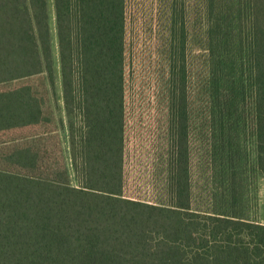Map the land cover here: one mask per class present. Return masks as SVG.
Instances as JSON below:
<instances>
[{
  "label": "trees",
  "instance_id": "obj_1",
  "mask_svg": "<svg viewBox=\"0 0 264 264\" xmlns=\"http://www.w3.org/2000/svg\"><path fill=\"white\" fill-rule=\"evenodd\" d=\"M188 2L52 0L72 185L50 2L0 0V264H264L245 196L264 177V0ZM195 119L208 209L193 206Z\"/></svg>",
  "mask_w": 264,
  "mask_h": 264
},
{
  "label": "rangeland",
  "instance_id": "obj_2",
  "mask_svg": "<svg viewBox=\"0 0 264 264\" xmlns=\"http://www.w3.org/2000/svg\"><path fill=\"white\" fill-rule=\"evenodd\" d=\"M48 14H49V24L52 28L51 36V47L54 59V82L49 83L50 97L53 105V110L56 115L55 118L59 119V129L58 136L61 145V153L66 164L67 173L69 177V182L72 185H76V179L73 173L70 157H69V142H68V130L66 125V118L63 108L62 101V90L58 74V64L57 61V40L54 29V13L52 0H49ZM193 0H189L188 3L191 4ZM204 50L201 47V40H195L194 36L191 35V40L189 42V61L195 78V97L200 100L198 102V107L200 112H203L204 101L203 96H198V91H200L201 83L200 81L204 77L205 64L203 63ZM166 65L163 63V74L165 76ZM199 118V117H198ZM206 126L200 119H195L192 128V160H191V173H192V188H193V206L197 209H208L211 207V192H212V182L210 178V169L207 165L208 160V142L206 136ZM252 140H249V145L251 146ZM246 203L248 205L247 216L254 219L257 222L264 223V177L257 178L248 183L246 187Z\"/></svg>",
  "mask_w": 264,
  "mask_h": 264
}]
</instances>
